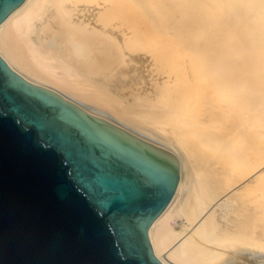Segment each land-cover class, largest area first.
Masks as SVG:
<instances>
[{
  "label": "bare ground",
  "instance_id": "obj_1",
  "mask_svg": "<svg viewBox=\"0 0 264 264\" xmlns=\"http://www.w3.org/2000/svg\"><path fill=\"white\" fill-rule=\"evenodd\" d=\"M0 55L172 162L164 264H264V0H23Z\"/></svg>",
  "mask_w": 264,
  "mask_h": 264
},
{
  "label": "water",
  "instance_id": "obj_2",
  "mask_svg": "<svg viewBox=\"0 0 264 264\" xmlns=\"http://www.w3.org/2000/svg\"><path fill=\"white\" fill-rule=\"evenodd\" d=\"M23 0H0V23ZM179 174L0 55V264H164L148 229Z\"/></svg>",
  "mask_w": 264,
  "mask_h": 264
},
{
  "label": "rangeland",
  "instance_id": "obj_3",
  "mask_svg": "<svg viewBox=\"0 0 264 264\" xmlns=\"http://www.w3.org/2000/svg\"><path fill=\"white\" fill-rule=\"evenodd\" d=\"M135 135V134H134ZM135 136H137V135H135ZM138 137H140V136H138ZM141 139H143V140H145V141H148L147 139H145V138H143V137H141ZM149 142V141H148ZM249 264H259V263H257V262H250Z\"/></svg>",
  "mask_w": 264,
  "mask_h": 264
}]
</instances>
